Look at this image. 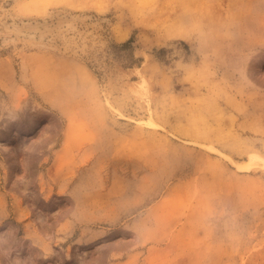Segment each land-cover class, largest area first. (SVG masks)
Masks as SVG:
<instances>
[{
  "label": "rangeland",
  "instance_id": "rangeland-1",
  "mask_svg": "<svg viewBox=\"0 0 264 264\" xmlns=\"http://www.w3.org/2000/svg\"><path fill=\"white\" fill-rule=\"evenodd\" d=\"M0 264H264V0H0Z\"/></svg>",
  "mask_w": 264,
  "mask_h": 264
},
{
  "label": "bare ground",
  "instance_id": "bare-ground-1",
  "mask_svg": "<svg viewBox=\"0 0 264 264\" xmlns=\"http://www.w3.org/2000/svg\"><path fill=\"white\" fill-rule=\"evenodd\" d=\"M109 106V105H108Z\"/></svg>",
  "mask_w": 264,
  "mask_h": 264
}]
</instances>
